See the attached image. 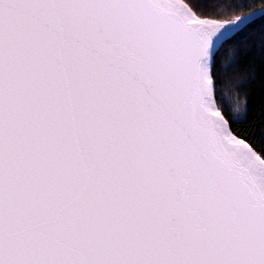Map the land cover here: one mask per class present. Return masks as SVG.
<instances>
[{"label": "snow or ice", "instance_id": "snow-or-ice-1", "mask_svg": "<svg viewBox=\"0 0 264 264\" xmlns=\"http://www.w3.org/2000/svg\"><path fill=\"white\" fill-rule=\"evenodd\" d=\"M225 8L0 0V264H264V0Z\"/></svg>", "mask_w": 264, "mask_h": 264}, {"label": "trees", "instance_id": "trees-1", "mask_svg": "<svg viewBox=\"0 0 264 264\" xmlns=\"http://www.w3.org/2000/svg\"><path fill=\"white\" fill-rule=\"evenodd\" d=\"M228 0H202V3H207L214 5L219 8L220 11H225V5ZM253 11L255 9H252ZM261 27H264V17H258L252 27L248 30L250 32L258 31ZM242 44L247 43L251 45V47L247 49H242L240 54V59L243 60L245 64L249 62H254L259 70L260 66V40L259 37L248 38L246 34H242L239 37ZM219 55L222 58L221 68L226 74H230L235 65H233L232 61L229 59V55L226 50L222 49ZM243 68V65H241ZM251 89V97H252V108L248 113L247 118L245 120L244 125L245 128L251 127L255 132V136L253 139L255 140L256 147H259L261 144H264V136H261V129L259 125L264 122V81H261L259 77L257 80L248 85ZM227 95V93H225Z\"/></svg>", "mask_w": 264, "mask_h": 264}]
</instances>
